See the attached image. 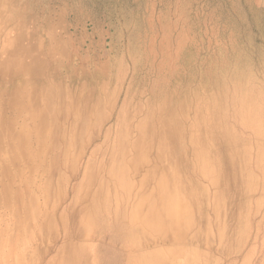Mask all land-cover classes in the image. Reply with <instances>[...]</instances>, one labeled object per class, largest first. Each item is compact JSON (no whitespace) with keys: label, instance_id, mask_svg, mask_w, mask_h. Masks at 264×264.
<instances>
[{"label":"rangeland","instance_id":"obj_1","mask_svg":"<svg viewBox=\"0 0 264 264\" xmlns=\"http://www.w3.org/2000/svg\"><path fill=\"white\" fill-rule=\"evenodd\" d=\"M16 88L1 264H264V0H0ZM152 128L171 169L126 209Z\"/></svg>","mask_w":264,"mask_h":264},{"label":"bare ground","instance_id":"obj_2","mask_svg":"<svg viewBox=\"0 0 264 264\" xmlns=\"http://www.w3.org/2000/svg\"><path fill=\"white\" fill-rule=\"evenodd\" d=\"M0 95H3V99L5 100L3 102V109L0 111V175L10 178L9 175H11V173L13 174V169L15 176H18V143L21 142L22 144H26L28 138L27 134L25 133V124H22L20 130H18V88L13 89L8 93H0ZM29 119L30 121H33V115H30ZM151 131L152 134H149L147 130V132L144 133V137L139 136L138 139L135 136V140L129 143L130 148L127 153L130 152L133 156L129 158L128 166L130 173L132 174V179L139 178L137 183H139V188L141 191H137V193L134 194L136 183L133 182V200H127L125 204L126 209H128L127 207L131 202L132 205L136 207L141 205L145 200L146 195L148 194V187L151 186L149 183V177L160 180L164 175L167 176V171L171 169L172 158L168 147V138L165 136L162 130L156 131L152 128ZM139 149H141L142 155L146 156L145 162L141 164H138L140 162L138 159ZM166 164L169 166V168L166 166ZM7 184L8 183L2 184L3 187L0 190V198L5 200L8 199L6 191L7 187L5 186ZM156 186L158 187L159 183H156ZM156 186L154 185L152 187L155 188ZM143 190L144 193L142 192ZM150 194L153 195L154 198L149 200L150 208L147 212L148 218H142V221L145 223L148 222L150 226L152 225L153 227L157 228L159 225L154 222L152 216H154V212L157 210L155 207H162L164 202L162 198H164V196L159 194V197V195H155L152 192H150ZM139 195H143V197L140 198L138 197ZM14 201L16 204H18V183L17 189L14 191ZM159 201L161 203H159ZM158 213L160 214V211H158ZM131 219L133 220L134 217Z\"/></svg>","mask_w":264,"mask_h":264}]
</instances>
